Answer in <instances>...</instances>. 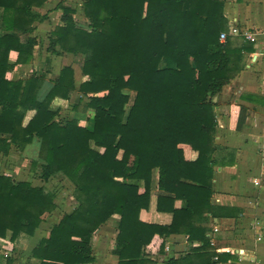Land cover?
<instances>
[{
  "label": "trees",
  "instance_id": "trees-1",
  "mask_svg": "<svg viewBox=\"0 0 264 264\" xmlns=\"http://www.w3.org/2000/svg\"><path fill=\"white\" fill-rule=\"evenodd\" d=\"M51 1L0 0V155L37 142L40 180L63 174L76 203L34 247L30 264H95L94 236L115 216L117 264L236 260L212 247L213 221L241 213L213 204L220 163L214 98L254 49L232 37L220 40L229 27L227 0H85L89 29L59 3L61 23L47 51L72 63L48 79V58L31 77L9 79L16 66L34 63L35 31L48 19L38 10ZM79 57L87 79L77 85ZM80 103L93 112L91 128L77 118L57 120ZM187 148L198 153L196 160L186 159ZM155 173L158 190L171 195L157 198V211L172 215L167 225L140 218L150 208ZM57 209L53 191L0 173V238L34 237ZM172 236L186 237L187 251L162 263L152 259L166 254Z\"/></svg>",
  "mask_w": 264,
  "mask_h": 264
},
{
  "label": "crops",
  "instance_id": "crops-1",
  "mask_svg": "<svg viewBox=\"0 0 264 264\" xmlns=\"http://www.w3.org/2000/svg\"><path fill=\"white\" fill-rule=\"evenodd\" d=\"M54 3L59 5L61 1ZM54 9L59 10L57 6ZM225 16L228 21L236 20L238 27L251 33L254 39L248 41L232 37L233 42L235 44L248 42L254 50L246 54L244 69L214 98L217 120L216 145L219 147L215 156L220 163L215 167L213 204L238 209L241 213L237 218L213 221L212 244L218 254L229 253L237 256L236 260L229 259L221 264H264V0H227ZM43 25V23L39 25L35 31V36L39 40L42 37L40 28ZM39 48L35 49V58L37 50L40 51ZM16 59L17 55L12 53L11 62L14 63ZM37 70L35 61L32 65H18L8 74V78H29ZM44 86V92H47L50 86L47 83ZM185 157L189 161H194L198 153L187 148ZM13 173L15 170H10L8 175L13 176ZM157 180L158 175L155 173L151 205L148 210L141 212L140 218L146 223L167 225L172 222V215L157 211V198L160 195H171L158 190ZM75 204L73 198H70V201H59L58 209L44 218L32 238L21 236L18 240L12 241L11 233H8L6 238H0L2 256L0 264H7L8 260L12 264L33 262L31 253L34 247L42 238L49 236L51 228L64 214L70 213ZM181 206L182 202L177 201L176 207ZM118 219L119 217L115 216L96 232L93 240L95 264L118 263V258L112 254L118 233L116 229ZM167 246L170 252L167 251L165 255L152 259L166 261L179 252H186L189 245L186 237L172 236ZM97 250L108 252V255H105L108 258L99 261ZM5 253L8 257L4 256ZM165 256L166 259H163Z\"/></svg>",
  "mask_w": 264,
  "mask_h": 264
},
{
  "label": "rangeland",
  "instance_id": "rangeland-1",
  "mask_svg": "<svg viewBox=\"0 0 264 264\" xmlns=\"http://www.w3.org/2000/svg\"><path fill=\"white\" fill-rule=\"evenodd\" d=\"M55 1H61L63 5L74 9L75 10L74 18L76 22L82 27H84L85 29L86 28L89 29L88 27L89 21L85 17L84 11H83L85 0H55ZM55 1L49 2L48 3L49 5L47 7L44 6L42 9L38 10L41 14L47 15L48 19L46 20L47 22L43 23L44 25L40 28V30L42 31V35H40L42 36L40 39V48H39L40 51L37 50V56L34 60L36 62L37 69L41 71L46 59L48 58L52 59V63L50 66L52 68L51 70L52 72L48 76V78L50 79L55 78L59 74V71L63 66H66L67 64L72 63V60L70 59H67L64 57L52 56L51 53L47 51V47L49 45V42H48L49 35L53 31V29H55L58 26V23H60V19L62 16L61 10L54 9L56 6H58L57 4L58 2L54 3ZM39 25L41 24H38L37 27ZM74 62L75 63L73 64V68L75 70L76 82H77V85H80L83 81L87 79L86 77L81 75L80 66L82 63V58L79 57ZM47 84L49 83L47 82ZM133 96L134 94L132 93V97ZM55 105H58V102H56ZM92 114H93L92 111L85 110L84 104L80 103V104H77L76 110H74L73 106L69 109L61 110L59 116L57 117V120L65 121L68 119L77 118V120L82 126H88L89 128H91L92 120L90 117L92 116ZM37 145L38 143L35 142L33 143V145H30L29 147H27L26 150L14 149L12 153L7 157L0 155V173L8 175L10 174V170H13V171L15 170V173H13L14 175L12 176L14 179L22 180V181H29L35 186H45L50 191L54 192V194L57 197V204L59 201H62V200L70 201V198H73L74 186L63 174L59 173L53 176L47 184L43 183L40 180L39 175L42 170L40 168L41 160L39 159V156H38L39 153H38ZM33 160L37 161L36 168L31 167V162ZM69 182L71 185L69 184ZM72 186H73V189H72ZM168 241H167V245H168ZM212 247H215V246L212 244ZM99 250H97L96 252V255H98L99 261L103 260L104 258L105 259L108 258L107 256H105V255H108V252L105 251L103 253ZM170 251L171 250H169L168 252ZM184 253L185 252H182V253L179 252V254L177 253L178 255H175L173 257L177 258ZM163 259H166V256ZM169 259L171 258H168L167 260ZM163 261L164 260H160L158 262L162 263Z\"/></svg>",
  "mask_w": 264,
  "mask_h": 264
},
{
  "label": "built area",
  "instance_id": "built-area-1",
  "mask_svg": "<svg viewBox=\"0 0 264 264\" xmlns=\"http://www.w3.org/2000/svg\"><path fill=\"white\" fill-rule=\"evenodd\" d=\"M229 37H238V38H243L245 40H251L253 41V35L247 31H243L242 29H240L237 25V21H229V27H228V31L227 32H224L222 33L221 37H220V40L222 42H225ZM257 185L259 183H256ZM215 231H217V229H215ZM169 247L167 246L166 249H165V252L169 251ZM218 253V252H217ZM231 253H234L233 251H231ZM5 257H8V255L5 253L4 254ZM216 260L218 258H215Z\"/></svg>",
  "mask_w": 264,
  "mask_h": 264
}]
</instances>
